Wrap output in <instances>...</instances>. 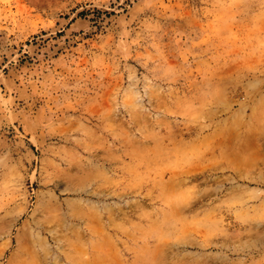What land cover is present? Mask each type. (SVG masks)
Returning a JSON list of instances; mask_svg holds the SVG:
<instances>
[{
	"label": "rangeland",
	"instance_id": "1",
	"mask_svg": "<svg viewBox=\"0 0 264 264\" xmlns=\"http://www.w3.org/2000/svg\"><path fill=\"white\" fill-rule=\"evenodd\" d=\"M0 264H264V0H0Z\"/></svg>",
	"mask_w": 264,
	"mask_h": 264
}]
</instances>
